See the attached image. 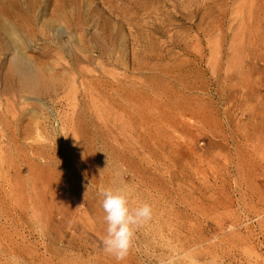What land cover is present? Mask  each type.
Listing matches in <instances>:
<instances>
[{
	"label": "rangeland",
	"instance_id": "374dc122",
	"mask_svg": "<svg viewBox=\"0 0 264 264\" xmlns=\"http://www.w3.org/2000/svg\"><path fill=\"white\" fill-rule=\"evenodd\" d=\"M246 1L0 0V264H264ZM102 188L153 209L123 261Z\"/></svg>",
	"mask_w": 264,
	"mask_h": 264
},
{
	"label": "bare ground",
	"instance_id": "6f19581e",
	"mask_svg": "<svg viewBox=\"0 0 264 264\" xmlns=\"http://www.w3.org/2000/svg\"><path fill=\"white\" fill-rule=\"evenodd\" d=\"M243 7H246L247 21L241 24L248 30L246 44L249 49L242 58L250 63L248 69L251 80L249 88L243 92L249 105L250 116L248 119L249 139L255 152L264 153V0H247ZM239 45H243L242 38H236ZM237 71L242 65L236 66ZM258 75V77H257ZM241 99L236 100L235 107H241ZM261 145V147H260Z\"/></svg>",
	"mask_w": 264,
	"mask_h": 264
},
{
	"label": "clouds",
	"instance_id": "9594fccd",
	"mask_svg": "<svg viewBox=\"0 0 264 264\" xmlns=\"http://www.w3.org/2000/svg\"><path fill=\"white\" fill-rule=\"evenodd\" d=\"M100 196L107 224L103 251L117 261H123L133 245L136 230L152 219L153 209L147 203L130 208L127 194L121 190L102 188ZM13 260L14 264H19L18 258Z\"/></svg>",
	"mask_w": 264,
	"mask_h": 264
}]
</instances>
